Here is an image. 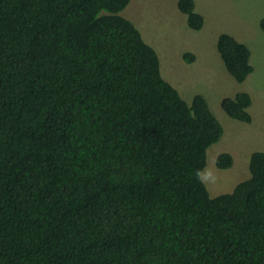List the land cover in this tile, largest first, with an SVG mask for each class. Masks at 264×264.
<instances>
[{
  "label": "trees",
  "instance_id": "obj_1",
  "mask_svg": "<svg viewBox=\"0 0 264 264\" xmlns=\"http://www.w3.org/2000/svg\"><path fill=\"white\" fill-rule=\"evenodd\" d=\"M130 1L0 0V264H264V152L211 198L201 174L223 126L162 77L120 15ZM178 8L203 28L194 0ZM218 51L237 82L254 71L232 35ZM251 106L222 101L243 123Z\"/></svg>",
  "mask_w": 264,
  "mask_h": 264
},
{
  "label": "rangeland",
  "instance_id": "obj_2",
  "mask_svg": "<svg viewBox=\"0 0 264 264\" xmlns=\"http://www.w3.org/2000/svg\"><path fill=\"white\" fill-rule=\"evenodd\" d=\"M196 12L204 17L201 30L188 26L178 8L179 0H131L120 14L139 29L144 41L160 59L162 77L175 87L189 105L201 95L223 126L221 140L208 149L201 178L211 198L232 193L248 180L251 156L264 152V0H194ZM223 33L232 35L251 52L254 71L237 82L227 71L218 51ZM193 56L189 62L186 55ZM246 92L252 98L251 123L232 119L222 101ZM232 155L229 169H220L221 154Z\"/></svg>",
  "mask_w": 264,
  "mask_h": 264
}]
</instances>
